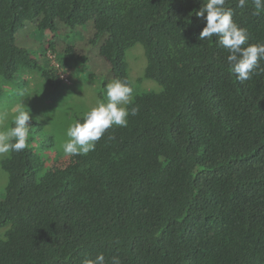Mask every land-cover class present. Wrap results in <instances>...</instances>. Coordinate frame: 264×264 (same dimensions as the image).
Wrapping results in <instances>:
<instances>
[{
  "label": "trees",
  "instance_id": "obj_1",
  "mask_svg": "<svg viewBox=\"0 0 264 264\" xmlns=\"http://www.w3.org/2000/svg\"><path fill=\"white\" fill-rule=\"evenodd\" d=\"M207 0H204L206 3ZM226 0L248 43L264 44V11ZM203 0H0V77L39 70L67 83L15 42L26 22L55 32L93 20L113 79H129L141 43L145 76L162 90L135 93L127 127L96 142L98 164L37 177L26 148L0 161V264H264V71L240 81L218 38L199 39ZM264 69V60L260 61ZM0 87V97H1ZM133 93V92H132ZM105 100V98H104ZM82 122L83 116L75 122ZM74 122V123H75Z\"/></svg>",
  "mask_w": 264,
  "mask_h": 264
},
{
  "label": "rangeland",
  "instance_id": "obj_2",
  "mask_svg": "<svg viewBox=\"0 0 264 264\" xmlns=\"http://www.w3.org/2000/svg\"><path fill=\"white\" fill-rule=\"evenodd\" d=\"M14 36L16 44L29 50L32 59L42 67L57 68L67 85L51 88L39 70L28 68L21 69L11 80L0 77V113H7L5 126H14L12 117L21 103L30 112L32 128L27 148L40 164L35 170L37 177L66 170L71 164L82 169L86 165L95 167L98 162L93 151L66 156L61 145L68 139L67 129L77 117L107 101L106 88L114 79L102 53L106 35L96 38L94 21L90 20L74 27L61 22L55 32L39 29L36 22L28 21ZM127 61L132 99L135 93L162 90L157 81L145 76L146 56L141 43L128 49ZM6 155L0 156V161ZM7 179L8 174L0 164V200L6 196ZM8 228L0 227V237H5Z\"/></svg>",
  "mask_w": 264,
  "mask_h": 264
},
{
  "label": "clouds",
  "instance_id": "obj_3",
  "mask_svg": "<svg viewBox=\"0 0 264 264\" xmlns=\"http://www.w3.org/2000/svg\"><path fill=\"white\" fill-rule=\"evenodd\" d=\"M246 0H238V7L244 8ZM226 0H207L196 12V15L206 20V26L199 34V39L218 38V43L229 52L227 61L232 72L240 81L249 80L260 68L264 60V44L248 43V32L233 20V11L226 8ZM256 14L264 11V0H254ZM133 89L124 81L115 79L107 85L106 102L98 103L84 113L82 122L77 120L67 129L68 139L61 145L66 156L87 155L94 151L105 132L113 127H127L129 115L135 116L138 107H131ZM22 96L25 93H21ZM32 96V95H31ZM30 96V97H31ZM7 113H0V156L9 153H19L26 149L30 136V112L23 104L16 109L12 119V127H6L4 121ZM83 264H107L105 256L99 254L95 259H85ZM111 264H121L118 257H112Z\"/></svg>",
  "mask_w": 264,
  "mask_h": 264
}]
</instances>
